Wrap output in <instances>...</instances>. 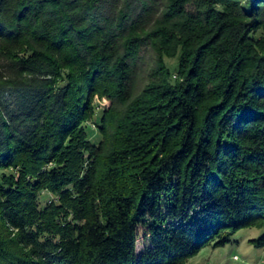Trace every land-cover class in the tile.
<instances>
[{
	"label": "trees",
	"instance_id": "16d2710c",
	"mask_svg": "<svg viewBox=\"0 0 264 264\" xmlns=\"http://www.w3.org/2000/svg\"><path fill=\"white\" fill-rule=\"evenodd\" d=\"M245 228L264 230V0H0V264H187Z\"/></svg>",
	"mask_w": 264,
	"mask_h": 264
},
{
	"label": "rangeland",
	"instance_id": "374dc122",
	"mask_svg": "<svg viewBox=\"0 0 264 264\" xmlns=\"http://www.w3.org/2000/svg\"><path fill=\"white\" fill-rule=\"evenodd\" d=\"M148 59L146 65H153L152 55L148 52ZM167 64L171 68L177 66V59H166ZM146 73L141 81V87L144 83L147 84V76L150 73V68L146 67ZM147 81V82H146ZM96 116L94 119L89 120L86 124L87 132L92 142L98 144L102 140V134L99 126L104 113L111 106L107 98L95 97L94 100ZM42 202L45 204L53 199L48 192L42 194ZM264 234L263 229L259 228H245L240 230L231 239V242L225 246L216 247L214 244L208 245L203 248L200 253L191 258L187 264H264V247L260 248L252 243V240L261 238ZM151 244L145 236V231L140 232V237L137 246V255L141 256L145 251L150 248Z\"/></svg>",
	"mask_w": 264,
	"mask_h": 264
}]
</instances>
